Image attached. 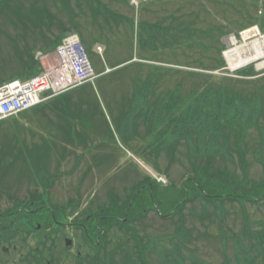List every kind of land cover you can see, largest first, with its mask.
I'll use <instances>...</instances> for the list:
<instances>
[{"label": "rangeland", "instance_id": "obj_1", "mask_svg": "<svg viewBox=\"0 0 264 264\" xmlns=\"http://www.w3.org/2000/svg\"><path fill=\"white\" fill-rule=\"evenodd\" d=\"M40 5L52 14L36 13L32 7L39 6V12ZM140 7L139 15V9L130 8L129 0H0V84L36 73L35 55L53 53L69 32L80 35L99 75L94 84L0 123V214L23 206L30 199V191L40 193L44 184L52 183L46 202L37 194L30 201L45 207L38 216L42 224L35 225L38 235L26 234L21 228L27 225L23 222L0 221L2 235L14 238L11 246L1 243V251L3 247L8 249L0 253V264L34 260V238L44 239L51 234L57 245L53 250L42 248L46 264H78L79 251L83 258L95 257L96 253L81 242L80 233H72L71 226L53 232L57 223L87 226L88 222L82 220L108 207L111 198L124 206L147 177L142 165L162 171L168 183L165 186L149 181L141 195L144 203L134 202L132 207L142 203L155 210V214L151 212L141 222L130 225L144 239L150 264H224L226 256L235 264L240 249L237 241L245 234L246 225L249 223L253 231L263 229L264 205L229 204L228 198L213 200L208 209L200 201L188 204L181 218L173 221L158 218L175 210L182 181L208 165L209 159L213 158L215 174L221 176L216 168L224 169L229 182L246 177L258 184L264 181V77L240 80L189 75L186 71L152 69L156 68L152 64L211 69L220 62L218 53L227 34L264 25V0H145ZM174 24L198 33L193 39L192 35H184L175 41ZM210 30L216 37L213 42L205 34ZM221 32L226 36L220 40ZM96 46L104 48V61L95 52ZM212 88L229 89L242 100L252 101L253 109L258 111L255 123L243 126L239 120L234 129L230 122L235 120L234 113L226 118L220 108L206 110L211 114L208 122L196 118L197 113L206 112V103H211L208 100L216 104L217 97L207 94ZM167 95H171V103ZM170 104L174 108L168 113ZM243 109V114L250 117L249 110ZM173 117L178 122L172 126ZM206 126L207 135L214 134L218 127L228 131L231 148L226 154L219 144L221 137L209 146V151L199 146ZM239 139L247 175L237 169ZM201 148L203 151H199ZM156 192L165 195V205L161 199L155 200L161 211L151 204ZM76 204H80L78 210ZM55 211L62 215L66 211L68 216L56 219ZM195 213L204 216V221ZM176 221L188 229L191 241L175 234ZM89 224L95 236L92 227L98 225ZM112 230L108 263L124 264L121 249L134 251L135 241L126 239L118 227ZM66 240L71 241L70 247H66ZM181 245L185 248L178 252L176 247ZM254 249L252 256H256L257 264H264V249L261 254L257 247Z\"/></svg>", "mask_w": 264, "mask_h": 264}, {"label": "trees", "instance_id": "obj_2", "mask_svg": "<svg viewBox=\"0 0 264 264\" xmlns=\"http://www.w3.org/2000/svg\"><path fill=\"white\" fill-rule=\"evenodd\" d=\"M174 32L177 38H182L184 35L185 36L192 35L193 37L195 36L196 33H198L196 32V29H193V31H189L188 29H182L180 28V26H176L175 24H174ZM203 32L205 33V31H200L201 34H203ZM212 33L213 31L210 30L209 32L206 31L205 34H206L207 39L209 38L213 42L216 39V37H214ZM220 34H222L220 38L225 36L224 33L222 32ZM221 48L223 49V45L221 46ZM218 55L220 56V51ZM219 61H220L219 63H214V65L210 67L211 69H207L205 68V66H203V69L212 70V69L221 68L224 65V62L222 58H220ZM245 74H253V73L252 71H247ZM207 94H211V96L217 97V102L215 104L214 102L208 100L211 103H208V102L206 103L204 107L206 108L205 111L207 109H211L215 111L220 108L223 116L226 118L234 113L233 118H235V120L232 118L233 121H230L234 123V126H235L234 129L237 127V125H239V120L243 121L242 122L243 126H248L249 123L251 122L255 123V119H256V115L258 111L253 109L251 105L253 104L252 101L248 102L246 100H242L239 94L233 91H229V89L224 90L223 88H220V89L212 88L211 90L207 92ZM243 107H246L249 110V113L251 114L250 117L249 116L246 117L245 114H243L244 112ZM172 108H174V104L169 107L168 111L172 110ZM214 111H212V113ZM239 115L241 117H238ZM252 116H253V119L251 118ZM196 118H200L201 120H207L205 122H208L211 119V114L209 111L197 113ZM216 120L217 119H215V121ZM174 122L176 125L178 120H175L174 118L172 124H174ZM206 128H207L206 134L203 137V139L199 142V146H201L202 144V146L205 148L204 151H209V146L212 143L217 142L218 139L221 137L219 144L224 147L225 149L224 154H226V151L231 148L229 146L228 131L225 128L218 127L215 130L216 132L214 134L210 133L209 135H207L209 128L208 126H206ZM243 131L246 134L247 131L246 130H243ZM239 141L241 142L242 140L239 139L236 142L237 153L240 157L239 159L240 163L237 169L239 168V170H241L243 175H247L248 166L244 158L245 152L242 151V144ZM199 151H203V148L199 149ZM260 155H261V152L258 151L257 152L258 159ZM208 161H209L208 165L201 168V170L199 168L200 170L199 172H195L193 176H190L189 178H185L183 180L182 188L179 189L180 196L177 195L176 197L178 200V203L176 205L177 207L172 213H169V214L166 213V215L161 214L160 215L161 220L173 221L178 216L181 218V216L183 215V210L185 209L186 205L188 204L192 205L198 201H200V204L202 205V207L206 209H208L211 206L210 204H212L213 200L223 199V198H228L231 203L229 202H226V203H229V204H238L241 206L245 203L252 204L254 206L264 205V181L258 184V183L253 182L252 180H247L248 177H246L245 179L239 182H235V181L229 182L230 180L228 179V176L224 174L225 173L224 169L220 170L216 168V171L221 173V176H218L215 174V172L212 169L213 165L211 164V162L213 161V158L209 159ZM148 182L149 180H145L143 183L139 184L138 186L139 188H137L134 196H129L128 197L129 199L124 204V206H121V205L118 206L115 200L116 198H111L108 207L102 208L99 212H97L96 215L89 214L87 215V217H85V219L82 220V221L88 222V225L84 226L85 236H89L88 234H90L91 232L89 223H95L98 225V227H92V229L96 232L95 238L91 240V242L88 241L91 244L89 245V249L94 254L96 253V256L93 257L92 259H90L89 256H87L86 258H83L82 256L78 257V264H102L101 262H103V264H109L108 262L110 261V259H109L108 247H109V244H111L112 242L110 235L112 234L113 227H118L119 230L124 232L125 238L128 239L129 241L130 240L135 241L134 251H131V250L126 251V248L121 249V251L124 252L125 254L124 264H130V262L131 264H150V262L147 260V257H146V250H145L146 244L144 243V239L138 234L137 230L134 227L130 226L132 223H136V221L141 222L143 219H145L148 216L149 211H146L145 209V207H148V206L142 205V203H144V200L142 201L141 199L143 189L147 188ZM237 184L239 185L236 186ZM51 187H52V183H48V184L43 185V190L40 191V193H38L37 190L35 191L36 193L30 191L29 192L30 199H28V202L23 203V206H18L16 209L9 210L5 213L0 214V221L8 222V223L10 222L11 224H14V223L20 224L23 222L27 225L21 228L28 229L32 233L34 232V236L37 235L38 231L35 225L42 224L38 216H41L39 215V212L43 210L45 207H40L38 203L36 204L30 203V201H32L33 199L32 195L37 194L41 197V200H43V202H46L48 199V193ZM156 194L158 198L156 197L154 193L152 194L154 199L155 200L157 199V201L161 199L162 206L165 205L166 203L165 197H164L165 195L161 197L159 193L156 192ZM155 200L152 204L158 210H160L161 208L160 206H156ZM134 202H142V203H140L137 206V208L132 209ZM226 203H223V205ZM79 208H80V204H76L75 209L78 210ZM55 213H56L55 215L56 219L59 217L68 216L66 211L63 212V215L58 213L57 211H55ZM198 218L201 220V222H203L205 217L200 216L199 214ZM124 219H126V221H123ZM174 224L177 225L175 229L176 235L183 234L187 242L193 239L188 229L184 227L183 223L179 224L176 221L174 222ZM247 225L249 226V228H247ZM247 225H246V231H244L245 234H243V237H241L237 241V245L240 247V249L237 251V255H236L237 263L235 264H257L256 256L254 257L252 256V249H254V247H257L256 251H258V254L259 252L261 254V252L264 249V227L261 231L258 232V231H253L249 223ZM129 227H131V229ZM186 231L188 233H186ZM2 234H3V231L0 230V251H1L2 242H4L5 246H11L14 240V238L5 237V235H2ZM36 239H37L36 240L37 248L34 250L35 251L34 260L31 259V260L26 261L24 259L23 261L25 263L28 262L27 264H46L44 261L45 257H44V251L42 250V248L45 247L48 250L52 248L54 249L57 245L56 241L52 238L51 240L49 238H47L48 240L44 239V241L43 239H38V238ZM254 240H256L255 244H254ZM245 241L248 242L247 246H244ZM49 244L53 245V247H51V245L49 246ZM183 248H185L184 245L176 247L178 252H181ZM0 253H2V251ZM102 253H106L104 254V258H102L101 256ZM226 260L227 261H225L224 264H234L232 260L227 256H226ZM201 264H206V263H201Z\"/></svg>", "mask_w": 264, "mask_h": 264}, {"label": "built area", "instance_id": "obj_3", "mask_svg": "<svg viewBox=\"0 0 264 264\" xmlns=\"http://www.w3.org/2000/svg\"><path fill=\"white\" fill-rule=\"evenodd\" d=\"M133 1L137 3L139 0ZM249 38L263 43L258 50L262 54L256 55L253 51L245 55L251 63L246 62L247 64L243 67L254 64L257 71H263L264 35L257 28H252L242 32L238 41L246 44L250 41ZM231 39L234 42L237 40ZM98 52H102V49L98 48ZM228 69L231 72L237 71L230 69L229 63ZM93 77V69L78 36L70 35L59 46L53 64L48 66L44 74L26 83L16 81L0 88V120L41 103L43 101L41 94L45 92L51 93L49 98H52L92 81Z\"/></svg>", "mask_w": 264, "mask_h": 264}, {"label": "bare ground", "instance_id": "obj_4", "mask_svg": "<svg viewBox=\"0 0 264 264\" xmlns=\"http://www.w3.org/2000/svg\"><path fill=\"white\" fill-rule=\"evenodd\" d=\"M253 38H249L250 41H248L246 44L239 43L238 40L234 42L233 39H228L227 42L230 43L231 49L226 51L225 58L227 62L229 63V68L232 70H239L240 68H244L247 63H251L248 58L245 57V55L251 54L253 51L256 52V55L262 54L259 50V46H262V42L259 40H251ZM47 56V53H39L40 59H45ZM244 58H246L244 60ZM247 62V63H246Z\"/></svg>", "mask_w": 264, "mask_h": 264}, {"label": "flooded vegetation", "instance_id": "obj_5", "mask_svg": "<svg viewBox=\"0 0 264 264\" xmlns=\"http://www.w3.org/2000/svg\"><path fill=\"white\" fill-rule=\"evenodd\" d=\"M83 225L82 224H80V225H78V226H76L75 224H73V227H71V230H72V233L73 234H78V233H80V231H79V228H81ZM82 229V228H81ZM65 229H63V228H56V231H53V232H55V233H60L61 231H64ZM52 235V234H51ZM79 235V237H80V240H81V242H83V245L84 246H86L87 247V244L85 243V241H84V238H83V236H82V233H80V234H78Z\"/></svg>", "mask_w": 264, "mask_h": 264}, {"label": "water", "instance_id": "obj_6", "mask_svg": "<svg viewBox=\"0 0 264 264\" xmlns=\"http://www.w3.org/2000/svg\"><path fill=\"white\" fill-rule=\"evenodd\" d=\"M71 244H72V243H71L70 241H67V242H66V246H67V247H70Z\"/></svg>", "mask_w": 264, "mask_h": 264}]
</instances>
